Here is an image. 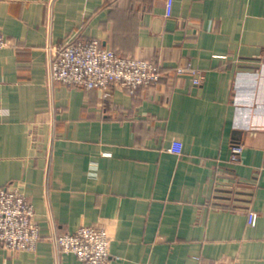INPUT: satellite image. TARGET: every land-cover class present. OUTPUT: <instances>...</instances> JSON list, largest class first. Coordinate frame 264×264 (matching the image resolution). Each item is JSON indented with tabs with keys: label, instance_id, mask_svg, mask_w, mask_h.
<instances>
[{
	"label": "crops",
	"instance_id": "0c3cea01",
	"mask_svg": "<svg viewBox=\"0 0 264 264\" xmlns=\"http://www.w3.org/2000/svg\"><path fill=\"white\" fill-rule=\"evenodd\" d=\"M0 32V188L41 235L0 264H82L56 240L84 226L109 264H264V0H0ZM94 39L169 75L132 95L50 79L53 48Z\"/></svg>",
	"mask_w": 264,
	"mask_h": 264
},
{
	"label": "built area",
	"instance_id": "2783aa9c",
	"mask_svg": "<svg viewBox=\"0 0 264 264\" xmlns=\"http://www.w3.org/2000/svg\"><path fill=\"white\" fill-rule=\"evenodd\" d=\"M7 42L0 32V52ZM264 65V54L260 58ZM175 76L191 75L198 86L203 77L191 68H176ZM168 72L145 60L124 56L102 46L99 40L67 41L53 48L50 55V79L62 85L84 90L107 91L120 86L129 94L139 88L155 86ZM242 151L233 146V157ZM34 208L18 186L13 184L0 188V245L13 251H33L41 239L35 221ZM256 214L248 212V224L253 225ZM57 244L63 253H70L82 264H109L110 240L102 228L80 227L73 233L62 234ZM198 264H223L199 262Z\"/></svg>",
	"mask_w": 264,
	"mask_h": 264
}]
</instances>
